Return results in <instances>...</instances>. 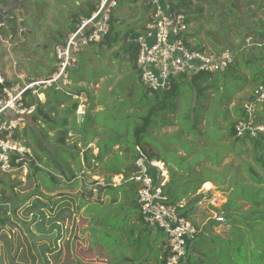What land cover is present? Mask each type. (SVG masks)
<instances>
[{
    "label": "trees",
    "instance_id": "obj_1",
    "mask_svg": "<svg viewBox=\"0 0 264 264\" xmlns=\"http://www.w3.org/2000/svg\"><path fill=\"white\" fill-rule=\"evenodd\" d=\"M199 1L203 4L206 3L207 6L210 7V12L206 15V18H209L212 23H214L216 16L219 17V19H216L220 21L217 23L218 28H214V30H210L206 33V37L213 47L212 52L219 53L226 50L237 51L246 43L247 39H250L255 44L251 47V50L237 53L235 56V62L229 69L217 73H202L191 78L181 76L179 81H173L172 87L168 92L162 93H157L148 89L145 90L142 84L139 88L127 91L125 86L121 83L110 95L114 104H109L105 98L103 101L105 102L107 109L104 112H98L94 116H90V113L95 109V106L93 105L95 97L88 87L82 86L75 88V90L78 91L77 95L72 94V92H56L50 88L46 90L40 89L39 93L46 95V100L43 103L40 102L37 97L33 96L31 92L27 94V99L25 100L24 105L27 108L32 106L35 107V111L31 115H28L30 116L29 121L24 122L22 125L23 127L21 126L22 130L19 129L17 131L14 140L20 142L31 150L32 155L29 158L30 162L28 166L30 173L33 174V176L38 172H36L31 166L32 161H35L38 166L40 164L51 170L49 174L51 180L55 181V185L46 188V190L48 193L51 192L54 195L50 196V202L48 201L44 203L43 198L40 197H37L38 200H32V198H30L26 202V204L28 203V207L24 210L23 214L26 215L27 219L31 220V223L23 224L22 228L28 225V231L30 232L29 226L35 222L37 231L40 232L38 235L39 237H37L39 240L32 242V244L29 243L26 250H23V254L18 255V258H12L13 239L10 240L5 236V240L4 238L2 239V241L4 240L5 242L1 243H4L7 247L4 248V252L6 253L5 257L9 264H80L81 260L78 257L74 258L75 254L72 252V243L74 241H72V239L76 237L73 236L74 230L72 229L77 227L75 221L76 216L79 217L81 214L80 210L85 205H88V208H86V211L84 212L85 218L83 219V223L87 221L86 219H89L87 223H90L92 226L89 230L90 240H88V247L83 250L82 253V256L84 255L85 259L91 258L87 256L88 254H93L92 256L95 255L102 258L109 257L107 246H102L96 239V236L100 224L109 222L108 218L110 215L107 217L108 212H113L119 206L121 209L125 207L128 212L124 217L125 229L123 230L126 232L125 235H121L123 238L122 244L128 247L130 252L132 250L130 244L138 245L141 235L149 232V225L143 221L138 204L137 192L139 186L133 179L137 172L135 160L140 156V150L146 156L150 158L154 157L152 153L147 152V150L141 146V141L145 139V132L150 126L151 119L153 118L159 123L158 125L161 126L163 122L168 123V125H173L175 120L171 117H175V119H177L176 122L179 123L180 126L178 130L179 138V136L184 133L195 137V132L199 128L202 120H205L203 118V116H205L207 122L206 130L210 133V131L214 129V147L218 146V148H214V159L209 160H214V164L221 163L225 156L224 151L232 150L235 146L242 147L238 156L242 157L250 154L253 162L258 168H256L255 165H249L245 171L247 175L246 178H241L232 182L234 183L235 190L229 197V201L231 208L236 215L241 213V216L245 215L247 218L256 216L254 221L257 223L259 222V226L264 225V134H260L254 138L248 135L242 138L236 137L235 127L240 120L246 117L244 111L245 104L242 106L241 103L233 108V114L236 115V119H232L230 113L225 108L222 110L218 108L214 112V127H209L208 125L212 115L211 111L216 103H218L220 108L231 104L230 98L225 96L229 90L223 94L229 85L228 81L230 79H233L234 82L245 80L246 84L250 83L255 86V89L264 82V51L257 45L264 41V17L257 19L255 15L260 9L264 15V6H261L257 0ZM6 4V2L0 0V7ZM95 4L97 5V2L92 4L90 2L88 4L85 3L83 5L86 9L82 6L81 8H78L77 12L70 13V18L72 20L70 32L76 27L82 18L88 17L95 11ZM253 5H256L255 8H252ZM169 7L172 12L182 13L187 16V22L190 24L193 20L201 21L203 19L202 15L205 12V6H193V0H170ZM246 7H248L247 11H244V8ZM120 8H128L129 10H132L128 5L127 0L120 1L118 10ZM150 11V6L145 4L143 12L145 13V16L147 15V20ZM246 15H250L248 20L243 19ZM121 16L122 15L120 14H113L109 35L100 45L103 46V44H106L108 48H112L116 45L115 43H119L123 40L126 46V52L130 55V61L133 62L139 51V47L135 43V40L143 33L132 29L128 33L121 34L122 30L118 25ZM245 28H247V31L249 32H244ZM190 29L191 27L189 28V31ZM143 30L145 31V29ZM13 32H15V30H13ZM197 32L198 31L196 30L192 35L188 33L186 38L190 40L192 38H197ZM231 39L234 40V42H237L238 39L242 40L238 45H231L228 42ZM188 45L191 47L190 44ZM222 45L223 48H219ZM194 48L207 50L205 47ZM253 51L256 52L253 53ZM237 63L246 64L248 70L255 72L254 76L251 77V80H249L244 74L248 70L243 72L239 66H235ZM88 82L90 81L88 80ZM246 84H243L241 87L246 86ZM5 85L10 86L12 84L6 82ZM236 86L237 85L235 84L234 87ZM229 87H231V85ZM210 91L211 93L214 92V95L216 96H214L215 102L211 106H208L207 102L211 100V95L208 94ZM1 93L2 86H0V94ZM82 93L86 94L87 101L90 104V107L86 112L87 121L92 127L95 126L94 129H96L93 132L92 139L102 137L101 134H103L104 130L111 125L125 130L123 135L118 129V135L116 134V136H112L108 142H105V144L102 143L100 146H97L99 149L97 156H94L92 152L89 153L87 155L86 166L83 165V157L81 154L83 149H88L87 140L91 138L82 136L81 131H79L78 107L80 105V100L78 97ZM102 96L103 98L105 97L104 95ZM251 99L252 96H250L247 102ZM117 103L119 104L118 110H116V108H118L116 106ZM110 109L112 110L110 116L112 115L114 118L113 124L108 123L109 119H111L110 116H103L107 110L109 111ZM206 113L208 114L206 115ZM261 113L264 114L263 110L259 109L257 112L258 121L264 124V121L261 120L262 118L259 117ZM99 116L101 117V122L98 121ZM218 117H221L225 125L217 122ZM80 128H83V125H81ZM99 129H101L100 132ZM223 131L233 140V144L229 147L218 144V140L223 137ZM97 133H99V135ZM70 134L72 137L69 136ZM71 138H73V148L69 144ZM190 144V142L184 143L187 149ZM116 146H120V149L115 150L114 148ZM212 147L209 145L204 147L201 146L200 148L206 150V156L202 158L196 157L194 161L199 159L208 161L207 151H212ZM69 151H71L70 156H64ZM90 158L94 160L92 162V164H94L93 166L90 164ZM70 160L74 163L75 168H72L69 164ZM238 169L240 170V168ZM98 171L102 172L105 178L104 183L106 187H104L103 192L98 191L97 183H90V192L93 193L94 190H97V199L95 203L92 201H86L83 197H80L82 201L80 202V205L77 203V209H74L75 205L73 204H75V199L73 198V193H62L63 185L75 181L78 177V173H82L86 175L87 178H90ZM40 173L42 174L43 171ZM120 175L122 176V181L114 187L115 184L113 183V179L115 176ZM200 177L201 180L199 183H189L192 185L189 191L191 190L194 195L198 192L205 181L208 180L201 175ZM29 178H31V175L28 176V179ZM61 178L65 181L63 182ZM224 179L226 178L224 177L222 179L223 182ZM68 186L71 187V190H76L75 184L71 183ZM208 186L211 185L206 184L204 188H207ZM180 190L182 189L180 188ZM115 191L123 193L120 200L121 203L118 198H113L107 203V205L99 204V200L102 196L111 195L115 197ZM177 191L179 193V183L172 179L164 188V194L169 202L175 204L183 200L185 197H188V191L186 193L181 191L180 195L177 194L175 196V192ZM241 192H247L248 195L245 196L244 194H241ZM85 193H87V191H85ZM189 199L190 198L187 200L189 202L186 215L196 226L191 213L194 208H197L200 197L194 196L192 202ZM30 200L31 202H29ZM45 200H49V198H45ZM245 204H248L250 208L246 212H243ZM233 205H235L234 208ZM132 208H134L135 213L138 214V223L133 229L128 225L130 222V215L133 214ZM20 209L21 207H16L15 214L17 211H20ZM238 217L239 215L234 219L237 223L232 222V224L246 225L243 223V219ZM7 219L2 220V223L5 224V220ZM246 222L249 223V219H247ZM212 223L217 224L215 220ZM70 226L73 227L70 228ZM139 227L142 229H140L137 236L135 235L137 239L133 238L129 241V236H127L126 233L129 234L130 232L131 235H134ZM244 227L242 231L247 229L246 227L244 229ZM198 229L199 228H197V230ZM158 234H160V232H158ZM68 235L70 236L68 237ZM217 237V240L216 238L207 240L205 239V232L203 230H198L197 236L192 242H190L191 244L188 248V263L205 264L206 262H210L211 264H224L225 262H222L221 258L227 255V253H223L221 250L223 249L225 252L226 248L224 247V244H219L217 241L222 238V243L228 240V245H231V238L227 236ZM14 239L17 241V245L22 248L23 241L19 239V236L17 235ZM167 246L168 245L165 246L163 251L162 248H160L161 254L158 262H154L153 264H164L165 259L169 255ZM250 249L252 250L251 247ZM65 250H67V252L63 260ZM130 259L129 256H126L124 257V260L121 259L120 261L125 263L129 262Z\"/></svg>",
    "mask_w": 264,
    "mask_h": 264
},
{
    "label": "rangeland",
    "instance_id": "obj_2",
    "mask_svg": "<svg viewBox=\"0 0 264 264\" xmlns=\"http://www.w3.org/2000/svg\"><path fill=\"white\" fill-rule=\"evenodd\" d=\"M29 1L30 2H26L27 3L26 5L28 6L29 11L26 12L25 21L30 22L31 20L32 22L34 20L35 22L37 20V17L38 18L41 17L40 26L36 27L33 25L35 27V30H33V32H36L39 41H41L42 43L41 48L36 49L35 47H33V45L31 47L30 45H28V47L26 48L27 54L25 55V59H24L23 58L24 54H18L17 52L19 50V48L17 47L18 41L12 42L11 38L9 39V36H10L9 33L10 31L12 32L13 30H10V31L2 30L0 33V77L4 80V82L11 83L12 85L20 83V82L30 83V82L42 80V79H39V80L33 79V77L39 78V77L44 76L43 79L48 78L52 73L47 77L48 69L44 65L47 63H42L41 61L36 60V58H31L32 56L30 55V52L34 54L37 51L39 55V60H43L42 58L45 57L48 59L49 63L53 62V60L49 57V55H45V52H47V54L52 52L53 45H54L53 42L55 41V39L52 37V32L57 31L59 27H62V25H60L61 23L57 21V19L64 18L65 13H73V11L76 10L74 7L78 2H80V4H85V3L88 4L89 2L92 4V3L98 2V0H29ZM257 1L258 3L261 4V6H264V0H257ZM205 4H203L199 0H193V6L204 5L205 12L202 15L203 19L201 21H197V20L192 21L191 29L189 33L190 35H192L196 32V30L198 31L196 34L197 38L191 39L192 45L194 47H205L207 50L212 51L213 47H212L211 42L207 39L206 33L209 32L210 30H214V28L217 29L218 28L217 23H219L220 21L216 20V19H219V17L217 16L214 20V23H212V21H210L209 18H206V15L210 12V9H209L210 7H208L207 4L206 5ZM39 6L44 8V12L40 11ZM255 6L256 5H253L252 8H255ZM139 7L140 6H137L135 9H137V12H139L142 17L139 20L144 21L145 13ZM247 8L248 7L244 8V11H247ZM125 10L117 9L114 12V15H119V14L122 15L121 21H124L123 24H125V27H126V23H128V20L126 18L131 15L128 13L127 9ZM53 13H55V15H52ZM23 15L25 16V14ZM255 15L257 19L264 17L261 9L258 12H256ZM249 16L250 15H246L245 18L243 17V19L248 20L250 18ZM52 17H56L57 19L50 20ZM15 20H17V18ZM129 22L132 24L134 23V21L132 20H130ZM135 23L137 22L135 21ZM30 27L34 28L32 26ZM125 29H121L122 30L121 34L125 32L123 31ZM246 31H247V28L244 29V32ZM242 39H238L237 42H234V40L231 39L228 42L231 45L233 44L238 45L239 43H241ZM219 48H223V45ZM251 49L252 48L250 47V48H247L246 50L249 51ZM99 51L100 50L98 49L94 53V55L92 54L91 56V59L93 60V62L91 63L92 68H90L89 70H85L84 65L82 64L83 56L88 51L84 49L83 53H81L78 56L79 64L75 68L71 69L72 81H71V88H68V92H72V94L74 95L78 94V91L75 90V88L83 84L77 85L75 83H78L79 80L82 79L81 77H87V79L90 82H93V83L95 82V79L97 78L99 72L101 71L99 69L93 70L94 68L98 67L96 66V63L94 62L93 56H96V54L99 55V53L101 55L103 54ZM117 51H121V50H116L115 52L112 53V55L115 56ZM254 52L256 51H253V53ZM103 57L106 58V56L104 55ZM55 64H56V61H55ZM19 66L25 68L27 71V73L23 77L24 79H22V76H21L22 74L19 73ZM235 66L236 67L239 66L243 72L248 70L246 64H243V63L242 64L237 63ZM132 69H133L132 66H130L129 68L130 73H132L133 76L136 77V74H134L131 71ZM254 73L255 72L248 70L244 74L249 80H251V77L254 76ZM130 79L131 78H128L125 82H127ZM175 80L179 81V78H176ZM228 83L229 85L227 86L226 91L223 92V94H225L227 90H229L227 92V95L225 94V96L230 98L231 104L226 105L221 108L218 106V103L215 104V106L213 107L211 111L212 115L210 118V123L208 124L209 127H214V112L218 108L220 110L225 108L230 113V116L232 117V119H236V115L233 114V108L237 106L239 103H241L242 106L246 104L247 100L250 98V96H252L253 91L255 89V86L251 85L250 83L246 84L245 80H239V82L238 81L234 82L233 79H230ZM122 84H124V82H122ZM235 84L237 85L236 87H234ZM243 84H246V86L241 87L243 86ZM230 85L231 87H229ZM90 88L91 86L89 87V89ZM90 90L92 91V89ZM96 90L97 88H95V94L97 93ZM83 94L84 93H82L80 97H83ZM208 94L211 95V100L207 102V104L208 106H211L215 102L214 96L216 95H214V92L211 93V91ZM40 95L41 97L44 96L43 99L45 102L46 95L42 93H40ZM84 95L86 97V94ZM96 96H98V93L96 94ZM86 100H87V97H86ZM116 106L118 107L116 108V110H118L119 104L117 103ZM95 108L97 111L105 109L100 100H96ZM262 110L264 112V108H262ZM111 113H112L111 109L109 111L107 110V112L103 116H110ZM207 114L208 113H206V115ZM100 116L98 117L99 122H101ZM29 117L30 116L28 115L23 117V122H28L30 119ZM259 117H261L262 118L261 120L264 121L263 113H261ZM110 118L111 119H109L108 123L113 124L114 118L112 117V115L110 116ZM203 118L205 120H202L201 124L199 125V128L195 132V135H194L195 137L192 136L193 140L190 142H193L195 146L200 145L204 147L206 145H209L211 147L212 146L214 147V137H213L214 129L210 131V133H208V131L206 130V123H207L206 118L205 116H203ZM173 120L177 121L175 117H173ZM217 122L223 123L225 125L221 117L217 118ZM82 125H83V128H80L79 126V131H81L82 136L92 138L93 132L96 129H94L91 126V124H89L87 119L84 121ZM22 127L20 128V130H22ZM118 129L121 131V134L124 135L125 130H122V128H119V127L117 128V126L111 125L106 130H104L103 134H101L102 140L104 142H108L112 136H116V134L117 135L119 134ZM172 130L174 131V129ZM97 134L99 135V133ZM222 134H223V137L222 139L218 140V144L224 145L226 147L231 146V144H233V140L227 136L226 132L223 131ZM70 137H72V135ZM70 140L71 141L69 142V144L73 148L74 146L73 138H71ZM216 147L218 148V146H215L214 148ZM241 148H242L241 146L240 147L235 146L234 149L232 150L224 151V154L226 153L230 154V157L226 161H224V162H227L229 166V173L226 170H222L220 172L221 173L220 175L221 177H220L219 173L216 170H214V168H209L207 170V172L204 175L206 179L213 180V181L214 179H217L218 177H219L218 179H220V181L217 182L218 186H215V185L214 187L208 186L206 189V190H209V193L212 195V197L217 200L216 206L209 207L207 204H203L202 206H198V208L196 209L194 208V210L191 213V216H192V219L196 223V227L199 228L198 230L199 231L203 230L205 232V239L212 240L213 238H216L217 240L218 238L217 236H221V237L227 236L231 238L230 239L231 245L230 244L228 245V242H227L228 240L222 243V240H223L222 238L217 241L219 244H224V247L226 248L225 252L223 251V249L221 250L223 253H227V255L221 258L222 262H225L224 264H264V229H263L264 225L259 226L258 225L259 222L257 223L254 221L256 219V216H251L247 218V216L245 215L241 216V213L238 214L239 215L238 218L243 219V223H245L246 225L232 224V222L237 223V221H235L234 219H236L238 216L236 215L235 212H233V209L231 208V204L229 201V197L232 191L234 192L235 190L234 185H233L234 183L232 182H235L236 180L241 179V178L245 179L247 176L245 171L249 167V165H255V167L258 168V166L253 162L250 154L246 156H242V157L238 156L239 152L241 151ZM70 153L71 151H69L64 156L69 157ZM207 155H208V160L214 159V149L210 152L207 151ZM194 156L199 157V158L205 157L206 150L205 149L203 151L196 150V152L194 153ZM238 157L240 158V162L238 164H235L236 159ZM225 158L226 157L224 156L223 160ZM69 164L72 166L71 160L69 161ZM38 167L40 168V170H38L37 171L38 173L37 174L35 173L34 176L33 174L30 173L29 167H28L27 173H25L23 170L14 172L12 174H4L0 171V203L7 205V208L4 211H0L1 212L0 213V264H9L5 257L6 253L4 252V248H7V247L5 246L4 243H1V242H5L4 241L5 236H7L10 240L13 239L12 240L13 247H12V253H11L12 258L13 257L18 258V255L23 254V252L26 250V247L29 243L32 244V242L39 240V238L37 237H39L38 235L40 232L37 231L35 222H33L29 226L31 233L28 231V227H27L28 225L22 228L23 224L31 223V220L27 219L26 215L23 214L24 210L28 207V203L26 204V202L30 198H32V200L33 199L38 200L37 197L43 198L44 203L48 201L50 202V196L54 195L51 192L48 193L46 190V188H50L55 185L54 184L55 181L51 180V176L49 174L51 170L47 169L46 167L40 164ZM238 168H240V170ZM237 169L239 170V172ZM41 170H43L42 174L40 173ZM232 171L234 172L233 174H232ZM27 175L28 176L31 175V178L28 179ZM224 177L226 179H224V182H223L222 179ZM104 179L105 178L103 174L98 171L94 173V177H92L91 180H95L96 182L100 184L102 182L104 183ZM61 180L63 182L65 181L62 178ZM78 182L77 181L71 182L75 184L76 190H71V187L68 186L69 184H71L70 182L67 185H63L62 187V193L64 194L73 193V196H74L73 198L75 199V204H73L75 205L74 209L75 208L77 209V203L78 205H80V202L82 201L80 197L82 196V194L85 196L86 194L85 191H87L85 189L82 190ZM115 182L119 184V180L118 181L115 180ZM104 184L103 186L106 187V185ZM184 186L186 188H190L188 184H184ZM91 194L88 193L86 195L90 197ZM241 194H244L245 196L248 195L247 192H241ZM44 196H48V197H44ZM45 198L47 199L49 198V200H45ZM85 200H87V198H85ZM189 200L192 202L194 200V196L191 197ZM29 202H31V200ZM234 206L235 205H233V208ZM244 206H245V209L243 210V212H246L247 210H249L250 206L248 204H245ZM16 207H21V209L20 211H17L15 214ZM132 211L133 213H135L134 208H132ZM127 213L128 212L125 207L121 209L119 206L118 209H115L113 212H110V211L108 212L107 217L110 215V217L108 218L109 222L102 223L99 226V231L97 232L96 239L102 246H107V252L109 254L108 258H102L100 256H95V255L92 256L93 254H88L87 256L91 257L88 259H85L84 255L82 256V255H77V254L75 255L74 258L78 256V258L81 260L80 264H153L154 262H158L159 256L161 254L160 248H162L163 250V247H164L163 245L159 246V244L167 245V238L164 232L158 231L155 228L149 227V232L141 235L137 246L134 244H130V246L132 247V250L130 252L129 248L124 246V244H122L123 238L121 236V235H125V232H126L123 229H125L124 227L125 218L124 217L127 215ZM220 216L225 218V220L229 221V224L228 225H226L225 223L220 224L218 223V221H215L217 224L212 223L217 217H220ZM77 217L78 216H76V219H75L76 223H77ZM4 219H7L9 221L5 220V224H4L2 223V220ZM247 219H249V223L246 222ZM244 226L247 229H245ZM72 227L73 226H70V228ZM86 227H89V225L88 224L84 225L82 228H86ZM243 227L245 231H242ZM76 228L72 229L74 230V233H73L74 237L77 236V234L80 236L79 229L81 227H79L78 225ZM138 229H142V228H138ZM83 232H86V231L84 230ZM158 232H160V234H158ZM17 235L19 236V239L23 241L22 248L17 245V241L14 239V237H16ZM126 235L129 236V239H128L129 241L132 240L133 238L137 239L135 234L131 235L130 232L129 234L126 233ZM69 236L70 235H68V237ZM3 238L4 240L2 241ZM73 240H75V238L72 239V241ZM88 240H90V233L88 235L87 241L86 240L81 241L82 242L81 245L83 246L84 244H88ZM85 241L86 243H84ZM250 247L252 248V250L250 249ZM85 249H81L82 253H83V250ZM66 252L67 250H65L63 260L65 258ZM72 252H73V248H72ZM126 256H129L131 258L130 261L125 262V263L121 262L120 260L121 259L124 260V257ZM205 264H211V263L206 262Z\"/></svg>",
    "mask_w": 264,
    "mask_h": 264
},
{
    "label": "built area",
    "instance_id": "obj_3",
    "mask_svg": "<svg viewBox=\"0 0 264 264\" xmlns=\"http://www.w3.org/2000/svg\"><path fill=\"white\" fill-rule=\"evenodd\" d=\"M121 0H98L95 11L82 18L68 34L64 44L54 49L55 69L52 74L39 81L20 82L10 86L0 77V171L12 174L28 171L31 150L14 140L17 131L23 125V117L31 115L35 107L24 105L27 94L40 102L44 99L39 90L53 89L56 92H68L71 86V69L78 65V56L84 49L101 44L109 35L111 19ZM131 3L143 2L150 6L148 22L142 35L136 38L139 47L136 58V70L143 86L157 93L168 92L176 78L194 77L202 73H217L229 69L235 62L237 53L245 51L255 44L247 39L237 51L195 49L190 39L186 38L191 24L187 16L172 12L170 0H127ZM133 1V2H132ZM190 44L191 47L188 45ZM264 51V41L257 44ZM78 114L87 112L90 107L85 95L78 97ZM264 108V82L253 92L252 99L244 105L246 117L236 127V137H257L264 134V124L258 121L257 112ZM137 172L134 181L138 184V204L143 221L164 232L167 238L168 257L164 264H190L187 261L190 242L197 236L195 224L186 215L188 202L171 203L164 194L168 172L164 164L146 156L140 150L135 160ZM122 178L119 180V183ZM97 192V190H94ZM217 200L207 192L200 194L198 206L207 204L215 207ZM197 206V207H198ZM6 204L0 203L4 211ZM215 221L226 222L222 216Z\"/></svg>",
    "mask_w": 264,
    "mask_h": 264
},
{
    "label": "crops",
    "instance_id": "obj_4",
    "mask_svg": "<svg viewBox=\"0 0 264 264\" xmlns=\"http://www.w3.org/2000/svg\"><path fill=\"white\" fill-rule=\"evenodd\" d=\"M3 2H10V0H3ZM26 2H30L29 0L25 1V0H19V8L21 10V12L23 14H25V16L23 15V17H20V19L18 18L17 20L11 22V27L13 30H15V32H11L8 28H6L5 26H2L0 28V33L2 30H9L8 33L10 34L9 39L11 38L12 42H17L18 43V48L19 50L17 51L18 54H24L23 58L25 59V55L27 54L26 52V48L28 47V45H30V47L33 45V47H35L36 49H40L41 48V41H39L36 32H33V30H35V27L40 26L41 24V17L38 18L37 20L34 22V20L31 22H26V12L29 11L28 6L26 5ZM128 5L132 8V10H128V13L131 16H128L126 19L128 20V23H126V27L124 21H121L122 19H120V21L118 22V25H120L121 29H125L123 31L122 34H125L129 31H131L132 29L135 31H140V32H144L143 29H145V26L148 22L147 20V15L145 16V20L141 21L139 20L141 17L140 13L137 12V9H135L137 6H140L139 8L143 11V8L145 6V4L143 2H138V3H129L127 1ZM5 6V5H4ZM84 7L86 9V7L83 4H80V2H78L75 5V11L73 12H77L78 8ZM40 11L44 12V8L39 6ZM73 8V9H74ZM119 10H125V9H119ZM126 11V10H125ZM52 15H55V13H53ZM139 17H137V16ZM57 19L56 17H52L50 20H54ZM49 20V21H50ZM132 20L134 21V23H130L129 21ZM57 21H59L62 25V27H59L57 31H53L52 32V37L55 39V41L53 42V50L52 52H50L49 54H47V52H45V55H49V57L53 60V62L49 63L47 58H42L43 60H39V55L37 53V51L32 54V52H30V55L32 56L31 58H36V60L41 61L42 63H47L44 64L47 67V77L54 71L55 69V57H54V49L56 46L58 45H62L64 44L68 34L70 33V27L72 24V20L70 18V13H65L64 18L62 19H57ZM135 21L138 23H135ZM20 23H23V27H20ZM31 23V24H29ZM34 25V26H33ZM30 26L34 27L31 28ZM124 27V28H123ZM123 37V36H121ZM116 45L113 46L112 48H108L106 46V44H103V46H101L100 44L98 45H93L90 46L88 48H86V51H88L86 54H84L83 56V61L82 64L84 65V69L85 70H89L90 68H92L91 63L93 62V60L91 59L92 54L94 55V53L99 49L101 53H103L102 55L99 53V55L96 54V56H93L94 62L96 63V66H98L97 68H94L93 70L99 69L101 72H99L97 78L95 79V82H88L87 77H81L82 79H80L79 83H75L77 85H81L78 87H90V89H92V94L95 97V100L93 101V105L95 106L96 104V100H100L102 102V105L104 106V110H99L97 111L96 108L91 111L90 116H94L96 115L98 112H104L107 108L105 106V102L103 101L105 98L108 101V103H113V101L110 99H112V97L110 96L114 89L116 87H118L122 82H124L125 84H123L125 86V88L127 89V91H132L136 88H139L141 86V81H140V77L139 74L136 70V59L135 61L131 62L130 61V55L126 52V46L125 43L123 42V40H121L119 43H115ZM98 47V48H96ZM116 50H121V51H117L115 56L112 55L113 52H115ZM83 53V52H82ZM106 53V55H105ZM89 55V56H88ZM106 56L105 57H103ZM38 58V59H37ZM104 58V59H103ZM137 58V57H136ZM32 61V60H31ZM86 63V64H85ZM79 64V62H78ZM130 66H132V72L134 74H136V77L133 76L132 73H130ZM129 71V73H128ZM19 73L22 74V79H24L23 77L25 76V74L27 73L26 69L19 66ZM31 75V74H29ZM46 75V74H45ZM131 75V76H130ZM44 76L39 77V78H35L33 77V79H43ZM128 78H131L130 80H128L127 82H125ZM32 79V80H33ZM71 81H72V72H71ZM99 85V86H98ZM143 86V84H142ZM144 87V86H143ZM71 88V86H70ZM95 88H97L96 92L98 93V96H96L95 94ZM89 89V90H90ZM144 89L146 90V88L144 87ZM91 91V90H90ZM104 95L105 97L103 98ZM43 103V102H42ZM171 117V116H169ZM173 119V116L171 117ZM87 119V115L85 114L84 119H83V123L84 121ZM174 122V121H173ZM82 123V124H83ZM159 123L155 121V119H151V124L148 127V129L145 132V139H143L141 141V146L147 150V152L152 153L154 155V159L162 162L168 172L167 175V183L166 185L173 179L175 182L179 183V193L178 191L175 192V196L177 194L180 195V192H187V198L185 197L183 200L181 201H185L187 202L188 198H191L193 196H199L200 194L204 193L207 194V192H209V190H206L207 188H204V186L206 184H210L212 187L218 186L217 182L219 181V179H214L213 180H206L205 183L200 187V189L198 190V192L194 195L192 194V191L189 189L191 188V184H197L200 182L201 177L205 178V173L207 172V170L209 168H214V170H216L219 173V176L221 175V171L222 170H226L229 173V166L227 164L226 161L229 157L230 154L226 153L225 154V159L223 161H221V163H215L214 164V160L212 161H204L202 159L196 160V157L194 156V153L196 152V150H203L202 148H200V145L195 146L193 144V142H190L193 140L192 135H188L186 133L182 134L179 136L178 138V130H179V123H177L176 121L174 122L173 125H168V123L163 122L162 125H158ZM160 126V127H159ZM95 127V126H94ZM93 127V128H94ZM174 129V131L172 130ZM101 131V129H99V132ZM71 136V134H70ZM83 142V141H82ZM185 142H190V146L187 149L184 145ZM88 143V149H91V151L89 153H93L94 156H97L99 153V149L97 146H100V144L105 143L101 137H96L94 139H89L87 140ZM81 147V145H80ZM139 148V147H138ZM88 149H83L82 150V154L85 150ZM115 150L120 149V146H116L114 148ZM141 149V148H139ZM214 149V147H213ZM216 150V149H215ZM88 153V154H89ZM81 154V155H82ZM87 154V155H88ZM90 157V156H89ZM83 159V158H82ZM91 159V165L93 166L94 164H92V162L94 161L92 158ZM72 163V168H75L74 163L71 161ZM87 164V158L86 161L83 160V165L86 166ZM238 164V163H235ZM43 171V170H41ZM234 171V170H233ZM232 171V174L234 173ZM239 172V171H238ZM78 173V172H77ZM102 173V172H100ZM103 174V173H102ZM58 175V174H56ZM59 176V175H58ZM77 179L75 181H80L78 182L80 184V187L82 190H87V193L91 194V187L90 183L95 182L97 183V187H98V191L99 192H103L104 187L103 186V182L102 183H98L95 180H91L92 177H94V174L87 179L86 175H82V173H78L77 174ZM104 176V175H103ZM122 178V176H115L113 179V183L115 184L114 187L116 185H118V183L115 182L120 180ZM91 181H90V180ZM184 184H189L190 188H186L184 186ZM105 185V184H104ZM138 188V186H137ZM180 188L182 190H180ZM136 189V188H134ZM167 191V188H166ZM169 191V190H168ZM173 192V191H172ZM233 193V191H232ZM231 193V195H232ZM85 194L82 195L81 197H83V199L87 198L86 201H92L93 203H95L96 199H97V192L93 191V195L91 194L90 197H88ZM115 197L111 196V195H105L102 196L101 199L99 200V204L100 205H107L108 202L111 201V199L115 198V199H119V202L123 196L122 192H117L115 191L114 193ZM230 195V196H231ZM186 199V200H185ZM180 201V202H181ZM90 202V203H92ZM121 203V202H120ZM198 206V205H197ZM86 208H88V205L83 206V208L80 210V215L79 217H77V226L79 225V227H81L79 229V234L80 236L77 234V236L75 237V241H76V245H75V250L73 251V253L76 255H82V250L81 249H85L88 244H84L83 246L81 245V241L88 239V234H89V230L90 227H92L90 225V223H87V221H89V219H86L87 221L85 223H83V219L85 218L84 216V212L86 211ZM198 208V207H197ZM118 209V208H117ZM137 219H138V214L133 213L130 215V222H129V226L132 227H136L137 225ZM89 225V227L86 228H82L84 225ZM226 225H228V221L226 220ZM151 227V226H149ZM140 228V227H139ZM152 228V227H151ZM86 232H83V231ZM140 229L136 230L135 235L137 236V234L139 233ZM149 231V230H148ZM87 238V239H86ZM86 241L84 243H86ZM164 246L163 250L165 248L166 245L164 244H159V246ZM162 250V251H163ZM78 257V256H77Z\"/></svg>",
    "mask_w": 264,
    "mask_h": 264
},
{
    "label": "water",
    "instance_id": "obj_5",
    "mask_svg": "<svg viewBox=\"0 0 264 264\" xmlns=\"http://www.w3.org/2000/svg\"><path fill=\"white\" fill-rule=\"evenodd\" d=\"M18 3H19V0H11L5 6L0 7V28L2 26H5L9 30H11V20L14 18V16L18 15L19 18L23 16ZM20 26L23 27L24 26L23 23H20ZM84 116H85V113L78 114V123L80 124V126L83 123ZM90 151L91 149H88L83 152L82 157L84 161H86L87 154ZM239 162H240V158L238 157L236 159V163H239ZM31 166L36 172L40 170V168L38 167L35 161L31 162ZM75 245H76V241L74 240L72 243L73 251L75 250Z\"/></svg>",
    "mask_w": 264,
    "mask_h": 264
},
{
    "label": "flooded vegetation",
    "instance_id": "obj_6",
    "mask_svg": "<svg viewBox=\"0 0 264 264\" xmlns=\"http://www.w3.org/2000/svg\"><path fill=\"white\" fill-rule=\"evenodd\" d=\"M18 17H19L18 15H15L14 18L11 20V22H13L16 18L18 19ZM11 30H12V27H11Z\"/></svg>",
    "mask_w": 264,
    "mask_h": 264
}]
</instances>
